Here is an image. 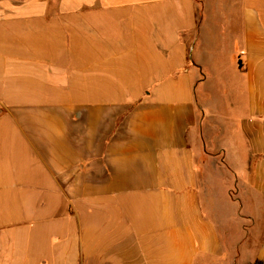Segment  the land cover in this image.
Masks as SVG:
<instances>
[{
	"label": "crops",
	"instance_id": "0c3cea01",
	"mask_svg": "<svg viewBox=\"0 0 264 264\" xmlns=\"http://www.w3.org/2000/svg\"><path fill=\"white\" fill-rule=\"evenodd\" d=\"M264 262V0H0V264Z\"/></svg>",
	"mask_w": 264,
	"mask_h": 264
},
{
	"label": "trees",
	"instance_id": "16d2710c",
	"mask_svg": "<svg viewBox=\"0 0 264 264\" xmlns=\"http://www.w3.org/2000/svg\"><path fill=\"white\" fill-rule=\"evenodd\" d=\"M254 264H264V262L257 260Z\"/></svg>",
	"mask_w": 264,
	"mask_h": 264
}]
</instances>
